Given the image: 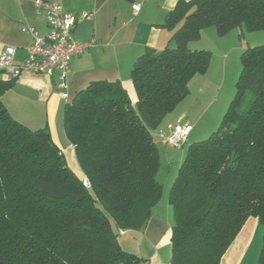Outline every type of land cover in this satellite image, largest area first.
I'll return each mask as SVG.
<instances>
[{
	"label": "trees",
	"instance_id": "trees-1",
	"mask_svg": "<svg viewBox=\"0 0 264 264\" xmlns=\"http://www.w3.org/2000/svg\"><path fill=\"white\" fill-rule=\"evenodd\" d=\"M213 26L222 36L264 30V0H177L160 27L167 45L131 66L136 101L120 81L95 80L63 107L82 185L44 126L14 119L0 98V264H136L120 230H137L162 194L152 131L189 93L211 52L189 42ZM234 95L219 125L188 145L168 194L170 264H219L244 222L262 227L264 264V44L240 55ZM14 80L0 72V97Z\"/></svg>",
	"mask_w": 264,
	"mask_h": 264
},
{
	"label": "crops",
	"instance_id": "crops-1",
	"mask_svg": "<svg viewBox=\"0 0 264 264\" xmlns=\"http://www.w3.org/2000/svg\"><path fill=\"white\" fill-rule=\"evenodd\" d=\"M52 1L58 2L65 12L77 16L84 12L91 14L90 18H81L76 22L71 35L77 41L93 39L98 45L72 58L67 98L59 96L56 76L48 77L27 71L22 72L0 98L9 114L20 123L31 129L45 126L52 141L61 150L65 162L67 158L70 160L73 173L85 178L75 160L74 147L63 131V107L71 102L75 93L95 80L120 81L131 102L135 103V90L129 80L131 66L146 47L161 50L167 45L171 31L160 25L164 22L166 12L175 6L177 0ZM136 2L139 3V9L133 13L131 6ZM34 4L35 0H0V52L6 46L14 47L15 62H21L26 57V47L31 41L30 35L22 29L24 24L35 27L39 34L46 32L45 18L36 13ZM207 29L201 30L200 37L203 33L212 37V32ZM196 43L191 41L188 47L191 50L204 49ZM221 71V66L211 60L204 74L192 76L189 93L152 131L159 141L158 129H165L168 123L188 125L190 128L184 142L189 144L199 141L218 126L231 98L228 92H221ZM159 143L166 147L163 156L168 167L173 161L181 163L184 151L180 147ZM157 205L151 208L150 217L141 228L120 230L117 235L121 249L139 258L137 264L169 263L172 212L168 200L166 204ZM261 229L257 218H247L220 257L219 264H256L261 248Z\"/></svg>",
	"mask_w": 264,
	"mask_h": 264
},
{
	"label": "built area",
	"instance_id": "built-area-1",
	"mask_svg": "<svg viewBox=\"0 0 264 264\" xmlns=\"http://www.w3.org/2000/svg\"><path fill=\"white\" fill-rule=\"evenodd\" d=\"M34 5L36 13L45 18L46 32L39 34L35 27L24 24L23 31L31 37V41L26 47V57L21 62H15L13 59L15 48L4 47L0 52V72L8 80H15L24 71L44 74L48 77L56 76L55 83L60 90L59 96L67 98V81L72 58L98 45L93 39L77 41L71 35L76 22L81 18H90L91 14L84 12L77 16L65 12L58 2L52 0H35ZM131 8L133 13H137L139 3H133ZM189 128L185 124L168 123L165 129H158L160 142L172 147H181ZM88 184L87 178H83L82 185L88 187Z\"/></svg>",
	"mask_w": 264,
	"mask_h": 264
},
{
	"label": "rangeland",
	"instance_id": "rangeland-1",
	"mask_svg": "<svg viewBox=\"0 0 264 264\" xmlns=\"http://www.w3.org/2000/svg\"><path fill=\"white\" fill-rule=\"evenodd\" d=\"M207 28H209L207 30H210L212 32V37L207 35L206 33H203L202 37H200L201 39H197L195 41L197 42L196 44H198V46H202L204 49L211 52L210 61L212 60L215 64L221 66L223 70L221 72H223V74H220L219 76L220 79L223 81V86H221L222 88L220 89L222 93H229L231 97H229V101H231L235 91V83L237 81L238 74L241 69L240 55L242 51L245 50V48L253 46L255 47L256 45L264 44V30L247 31L244 29V27H237L228 31L222 36H218L213 26ZM227 107L228 104L225 110L227 109ZM216 127H214V130L216 129ZM212 131L213 130H210V132L208 133L210 134ZM152 134L155 142L154 144H156L157 149L159 151L158 156H161V161L159 162V168H157L158 171L156 174L158 182L163 187L162 194H160L161 196L157 202V206H161L167 203L169 190L173 183L172 181L175 179L176 174L178 172L177 168H179L180 162L173 161L168 167L167 161L164 159L163 156V151L166 147H162L160 145V141L157 139L155 132ZM209 134H205V136H203V138H200L199 140L207 138ZM188 145V142H184L183 145L180 147V150L184 151V154L186 153ZM66 165L70 169H73V166L71 165V162L70 160H68V158L66 159Z\"/></svg>",
	"mask_w": 264,
	"mask_h": 264
},
{
	"label": "water",
	"instance_id": "water-1",
	"mask_svg": "<svg viewBox=\"0 0 264 264\" xmlns=\"http://www.w3.org/2000/svg\"><path fill=\"white\" fill-rule=\"evenodd\" d=\"M137 264V263H136Z\"/></svg>",
	"mask_w": 264,
	"mask_h": 264
}]
</instances>
